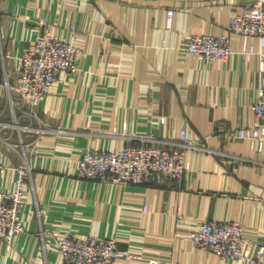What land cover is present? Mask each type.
<instances>
[{"label": "crops", "instance_id": "obj_1", "mask_svg": "<svg viewBox=\"0 0 264 264\" xmlns=\"http://www.w3.org/2000/svg\"><path fill=\"white\" fill-rule=\"evenodd\" d=\"M245 1L0 0V189H12L28 166L26 230L12 250L0 238V264H67L54 230L116 235L132 252L117 264H234L183 238L208 219L240 221L249 237L264 234V140L225 138L254 124L252 104L264 84L260 37L250 36L245 49L244 37L231 33L234 52L210 64L186 50L191 33L229 32ZM45 27L72 37L83 55L79 72H62L31 120L13 87L19 57ZM11 95L20 123L32 125L22 137L4 127L15 120ZM184 127L197 146L188 150L182 188L79 176L87 150L177 141Z\"/></svg>", "mask_w": 264, "mask_h": 264}, {"label": "built area", "instance_id": "obj_2", "mask_svg": "<svg viewBox=\"0 0 264 264\" xmlns=\"http://www.w3.org/2000/svg\"><path fill=\"white\" fill-rule=\"evenodd\" d=\"M174 13L175 7H170L168 28L173 25ZM72 29L76 27L73 25ZM231 33L244 37L245 49L252 35L259 36L264 47V0L243 2V9L231 17L229 32L191 33L186 41V50L206 64L227 60L234 52ZM254 51L251 46L249 52ZM82 55L81 44L72 37L59 36L49 27L42 30L34 45L19 57V80L13 89L16 96L26 102L22 112L24 116L31 120L36 117L35 109L47 97L62 72H79ZM11 103L15 120L4 124V127L18 128L22 137L23 130L32 128V125L31 122L20 123L16 114L17 103L12 95ZM252 110L254 124L226 133V140L249 139L253 143L264 140V84L258 89V99L252 104ZM40 129L38 131L42 132ZM195 142L191 131L184 127L177 141L158 140L152 144L128 145L118 149H90L83 152L78 173L83 178L100 182L172 184L182 188L188 170V150L197 146ZM27 168L20 166V174L12 189H0V238L5 241L8 250L14 248L17 235L26 230L22 211L27 194ZM178 220L184 222L183 215H179ZM244 228L240 221L208 219L182 235L196 247L209 250L222 260H230L234 264H264V234L249 237L245 235ZM52 234L57 236L58 253L67 264H117L132 256V252L119 247L116 235L60 234L55 230ZM158 261L151 259L152 263ZM162 261L163 264H178L170 259Z\"/></svg>", "mask_w": 264, "mask_h": 264}]
</instances>
